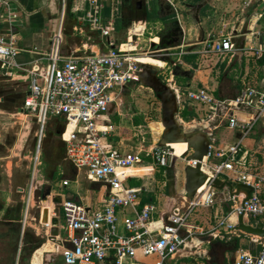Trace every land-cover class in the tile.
Wrapping results in <instances>:
<instances>
[{
	"label": "built area",
	"instance_id": "1",
	"mask_svg": "<svg viewBox=\"0 0 264 264\" xmlns=\"http://www.w3.org/2000/svg\"><path fill=\"white\" fill-rule=\"evenodd\" d=\"M88 4L86 21L93 32L104 39L106 51L83 49L65 54L62 23L52 33L49 48L45 54L31 64H19L16 57L21 51L18 45L14 22L18 19L20 5L16 0H0L7 30L0 33V71L5 75L22 74L27 86L21 112L32 118L37 125L38 146L31 157L32 181L40 169V143L45 128L52 119H61L63 127L58 137L64 145V158L91 183L99 184L104 194L99 202L83 204L79 199L67 197L60 203L59 234L52 242L59 249L63 264H166L195 234L211 233L215 238H236L243 245L236 247L232 264H264V237L245 232L239 228V218L246 227L261 228L264 231V134L253 149H243V141L258 125L264 128V91L245 86L233 98H215L203 88L181 90L172 83L176 96L184 95L189 101L204 106L211 118L219 119L216 127L226 126L238 133L236 141L219 146L209 143L207 156L200 162V168L207 179L192 197L182 190V207L158 212L154 203L140 205L141 188L126 186L125 182L139 176L130 172L144 168L143 150L123 151V141L113 145L114 126L108 117L114 102L121 101L122 90L129 84L139 83L142 64L139 56L157 60L164 57H180L190 54L187 44L175 48H151V36L141 40L146 25L133 26L127 32L126 42L110 39L114 29L117 9L108 18L97 15L102 9L99 0H82ZM175 12L180 28L184 29L174 0H166ZM260 7L259 17L264 16V0H245V5L255 3ZM78 10V9H76ZM76 30V29H75ZM258 37L259 34H253ZM182 36V38H183ZM158 40L160 38L157 36ZM232 37L220 34L211 36L202 44L204 56L237 52ZM154 43V42H153ZM129 44L130 48H122ZM156 44H159L156 43ZM241 53L247 59L256 60L264 56V41L243 46ZM45 65L40 66L39 62ZM14 70V71H12ZM171 75V72H170ZM118 89L119 92L115 93ZM172 149L168 144L155 147L146 155L154 158L156 164L167 171L171 167ZM197 161L186 165L196 166ZM245 186L244 195L227 191L223 199L227 212L220 216L210 231L195 228L190 224L198 208H209L214 204L218 190L215 181ZM68 182L62 181L66 187ZM54 196L51 193L47 198ZM41 206V204H40ZM27 205L23 221L33 220L50 241L51 220L55 217L52 204L49 207L46 224L40 222L41 211L34 217L28 215ZM155 215H161L154 219ZM64 234V236H62ZM252 247V251L251 248ZM252 252H255L252 254ZM154 261L146 263L147 259ZM142 260L144 262H142Z\"/></svg>",
	"mask_w": 264,
	"mask_h": 264
},
{
	"label": "crops",
	"instance_id": "2",
	"mask_svg": "<svg viewBox=\"0 0 264 264\" xmlns=\"http://www.w3.org/2000/svg\"><path fill=\"white\" fill-rule=\"evenodd\" d=\"M123 1L124 0H109V2H106L105 0H99L100 5H102V9L97 12L96 16L99 15L101 19L103 20V18H108L110 16V13L114 12V9H117L118 16L115 19L114 29L116 27V21L122 18L123 23L121 22V28L126 30L125 31L126 35H127V32L130 30V28H132L133 26L144 27V25H146V30H147L148 21L146 20V15L147 13L150 14L149 12L152 10L155 11V14H156L154 15L155 18L159 20L163 21L169 16L173 20L174 19L176 20L175 15H172V13L174 12L173 8L169 4V2H167L166 0H125L124 1L125 5H123ZM138 1H141L143 3L142 10H138L136 8V2ZM202 1H205V5L201 8L199 16H200L201 26L203 27L204 32H205L204 41L207 38H211V36L218 37L220 34H225V35L227 34L232 37L231 34L233 30H235L240 25L239 28L237 29H238V32H241L246 24H247L246 28L249 30V33L243 35L245 36L244 46H246L247 41H252L254 43L258 41H264V16L262 18L258 16L259 13L256 12V8L259 6L256 4V2L250 6H246L244 3L245 0H243V3H242L243 5L240 7L239 13L237 14V16L238 15H241V16L237 20L238 22L236 23V26H234L233 28H228V29L225 28L227 29L226 31H224V29H221L220 32H214L212 29L207 30L205 28V25L209 23V21L207 20L208 18L207 11L210 7L209 0H196L194 3L197 4ZM16 2L20 5V10H21L19 13L18 19L13 23L18 45L21 48L20 53L16 57L17 63L31 64L35 60L39 59L42 54H45L48 51L49 39L52 33L55 32L59 28L60 23H62V28H63L66 11H67V16L68 17L70 16L69 18L71 20L69 24L71 33H78L80 35V39H82L80 40L79 38H77V40H80V41H78V43H75L72 47L69 48L70 53L68 54H73L74 52L78 50L82 51L84 48L93 49L94 51H103V52L106 51V48L104 46V39L98 35L99 33L93 32L90 29L88 22L86 21V15L89 10V7H88V4L84 3L82 0H73L70 8L67 7L66 0H16ZM65 8H66V11H65ZM106 9H108V14L104 15V12ZM126 11H129L130 13L128 16L126 15ZM185 17L187 18V20H191L192 25L190 23H187L186 26H183L182 24L183 29H184V36L182 35L183 38L180 36L179 30L176 28H170L174 31V34L160 35V37L164 39V43H166L168 46H171L172 44L174 45L178 44V46H180L182 44V39L184 40L185 43L194 45V47H190L191 46L190 45L187 48L190 54L183 55L179 58L180 62L182 63L181 65L183 67L182 68L180 67L181 70L177 71L176 75L174 76V67L167 64L164 60H161V61H164L165 66L161 69H157L151 64L150 67H153V68L145 71L147 75H151V76L156 75V73H152L150 71V70H155V69L158 71H162V70L170 71L171 75L169 76V79L165 81H163L162 79L161 80L164 84H166L169 87L172 93H174L172 83H174L181 90H186L188 88H195V89L203 88L207 90V92L215 98L234 97L237 94V92H239V90H241L245 86H252L256 88L257 90L264 91V65H260L258 62V59L256 60L247 59L245 55H243L242 53L240 54L238 51L233 52V53L222 54V57L219 63L221 64L225 62L227 67H230V66L232 67V66H235L236 64H239V67H240L242 63V59L244 60V62H243V68L241 71L239 70V68L234 67V68H231V70L227 71L224 75H221L220 68H219L220 65L219 64L217 65L219 55H212L211 57L204 56L202 54V50L204 48L203 44L195 48L194 41H195V38H197L198 30L195 27V23L193 22L191 17L190 16L188 17L185 16ZM180 20H181V16H180ZM226 23L227 24H224V27L228 26V22ZM7 27L8 26L4 21L3 10L0 8V33H4L7 30ZM83 27H87L91 35H94V36L98 35L101 40H97V41L92 40L90 37H88L86 32L83 35L82 34L84 33ZM187 27H189V30H187ZM158 30H161V28H158ZM168 31L169 29L167 30V32ZM188 31L190 32V35H188ZM256 33L259 34L258 37H255L253 35ZM153 36L155 38L152 39V42L158 43L159 42L157 38L158 34L153 35ZM186 38H189V40L185 41ZM125 46H126L125 48L127 49L130 48V45H125ZM178 46H175V47H178ZM175 47H168V48H175ZM139 57H143V56H139ZM190 57L195 58L194 63H190L187 61L185 62V59H189ZM171 60L173 62L178 63V60L176 58L175 59L172 58ZM210 61H212L211 62L212 64L210 65L213 68L214 67L216 68L215 75H213L214 71L211 70L212 68L210 66L207 67ZM39 65L43 66L45 65V62L40 61ZM178 65H180V63H178ZM261 71H263V73H261ZM19 73L13 74L10 76V75H5L3 71L2 72L0 71V78H4L6 81H11V82L22 81L25 84L24 79L22 78V74H19ZM179 77L185 80V83L187 84L185 88H181L176 84V78H179ZM214 78L217 79L218 81L214 83L213 85H210V83H212L211 81ZM4 92H7V91H4ZM11 97L13 98V95H11ZM175 97H176V102H177L176 107H177V112H178L177 115H175V118L177 119L176 121L178 123V126L180 125L179 120L183 124L190 122V121L193 122V124H195V120L197 118V110H196L197 107H203L207 111V108L189 101L188 98L184 95H181L179 97L175 95ZM0 100H1L0 103H2L3 102L2 98H0ZM111 108L109 110V113L111 112L114 113L119 110V107L118 108L114 107L115 109L113 110ZM185 109H188L194 113L193 119L187 122L184 121L180 117V114ZM195 114H196V117H195ZM209 120L211 121V118ZM211 122L208 123V126L209 124H211ZM28 127L29 126H27V128ZM136 127H139V126L137 125ZM203 127H205V125ZM217 129H219V127H216V125H213V127L210 128L211 131L205 135L207 137V141L209 143H214L215 145L216 143H218L217 145L219 146H225L226 144H222V143L219 144V142H217L218 140L215 137H213L212 131H217ZM191 130L193 132L196 131L197 133H199V130H196L194 127ZM263 134H264L263 126L258 125L253 131V133L250 134L249 137L254 139L257 143L259 139L263 136ZM201 135H204V134H201ZM232 135H233L232 136L233 140H236V138H238L237 132H233ZM110 139L112 140V143H113V140H117V142L118 140H120L119 138L117 139L115 135L111 137ZM117 142L116 144L118 145ZM123 145L125 144L123 143ZM159 146H162V145L156 146L155 144H153V146L149 147V150L147 151L143 150V153H144L143 160L145 161L144 165L146 166L141 169H147L149 170V173L147 175L143 173L141 174L139 171L137 172L138 170L137 168V170H133L131 172L135 174H139V176L133 177L128 181H131L132 179L137 180V178L140 179L139 181L140 185L130 186V187H137V188L142 189V193L140 197V205H142V201L144 198H149V201H147L145 204L154 203L155 194L157 193L163 194V196H165L166 203H165V207L162 208L161 211L167 212V211H170L174 207H182L184 204V201L182 199V196L178 198L166 196L164 189L167 186V170L163 167L158 166L154 158L152 159L150 155H146V152H149L153 148L159 147ZM122 150L123 151H130V150L139 151L142 149L137 148V147L133 148L131 146L125 145L123 146ZM187 150L188 151L183 156H186V155L190 156L192 154L193 152L192 150H189V148ZM189 151L191 152L189 153ZM181 157L178 156L175 159V164H176V161L179 160ZM159 169H161L160 172L163 173V180H157L154 178V176L156 177V175L159 173ZM39 174H40V170H39V173L36 174V176H38ZM60 174H62V176L65 177L64 173H60ZM79 175L81 174L76 172V170L73 168V174L67 175L66 178H64L63 180H66L68 182L70 178H74L75 179L74 181L78 183V178H80ZM146 176L149 182H146L147 181L145 180ZM219 182L220 183L217 184L218 194L222 193L223 195L225 194L224 191L233 190L234 194H240L242 196L246 192L245 189L237 187L240 184H237V186L235 187V184L228 185V184H225L221 180H219ZM92 184H94V186L98 188L101 187V185L99 184H95V183H92ZM221 185H224V186L221 187ZM33 186L36 187L34 183H33ZM66 186H68V184ZM31 190L33 191L34 188H31ZM52 193L54 194L55 192L52 191ZM60 196L62 197V195ZM75 196L76 197L66 196V198L73 197V198L79 199L85 205H91L97 202V201H92L91 198H89L87 195L85 197L86 200H84L83 198H80L77 195ZM62 199H65V198L62 197ZM5 210L3 213H7L9 211L8 208H6ZM227 210H228L227 205L224 203L222 199L218 202L215 199L214 204L211 207L198 208L195 211V216L190 220V224L195 225V228L197 227V228H202L205 231H210L215 226L216 220L220 216L224 215L227 212ZM160 217L161 215H155L154 219H158ZM3 219L4 220H2L0 223V264H7V252L12 247L14 251V262L12 260V264H15V259L17 255V246H18V242L20 239V228L19 227L14 228L15 227L14 223H18V224L20 223L21 225L22 219H17V216H15L14 214H12L11 216L9 215L7 216V218L5 217ZM13 231L15 232V237H16V234L18 235V241L14 242L12 246H9L8 234L9 233L13 234ZM234 241L237 242L236 244V247H237L239 243L236 238H228L227 236H225L223 239H221V238L213 237L211 233L205 234V235H199L196 233L195 236H193L190 240H188L184 244V246L180 248V250L176 253L174 258L168 260L166 264H232L233 259L235 257V253H236V248H233V246L231 245ZM250 248L252 251L253 250L252 247ZM218 249L220 250V253H221L220 259H217L218 257L216 256L217 255L216 250ZM39 250L41 251L43 250L42 255H41L42 257H40L41 260L39 259V263H38V264H42L43 256L46 253L53 252L55 249L53 250V246L50 243L42 244L40 248L34 251L29 264H32L33 256H35L34 254H36ZM19 255H20V252H18V258H17L16 264H18ZM154 260H155V257H151L147 259L146 263H150L151 261H154Z\"/></svg>",
	"mask_w": 264,
	"mask_h": 264
},
{
	"label": "rangeland",
	"instance_id": "3",
	"mask_svg": "<svg viewBox=\"0 0 264 264\" xmlns=\"http://www.w3.org/2000/svg\"><path fill=\"white\" fill-rule=\"evenodd\" d=\"M105 1L109 2V0ZM174 1L179 10V14L181 15V22L183 26H186L187 23L191 24V20H187L185 17L184 11H186V9L183 8L182 3L185 2L188 4H195L194 2L196 0ZM242 3L243 0H209L210 7L207 11V20L209 23L205 25V28L207 30L212 29L214 32H220L221 29L226 31L228 28L236 26V23L238 22L237 20L241 16H237V14L239 13L240 7L243 5ZM260 11V7H257L256 12L260 13ZM149 13L152 17L148 20V29L141 38V40L145 42L149 36L156 35L160 32L158 28H162L163 23L162 20L155 18L153 15L155 14L154 10ZM69 17L67 16L66 11L64 25L62 28L65 42L63 52L65 54L70 53L69 48L75 43H78V41L82 40L80 39V35L78 33H71L69 25L71 20ZM226 22H228L229 27H224V24H227ZM83 29V35L86 32L88 37L92 40H101L98 35H91L87 27H83ZM125 31L126 30L122 29L121 26H116L110 34V39L116 42V45L118 43L126 42ZM77 38L80 40H77ZM188 40L189 38H186L185 41ZM253 43L254 42L252 41H247L246 46H251ZM125 45L122 46L123 49L126 47ZM211 56L212 55H209L208 57ZM175 58L176 57H173V59ZM159 62L157 64L162 65L163 61L160 60ZM211 62L212 61L208 63L207 67L210 66L212 68L211 70L214 71L213 75H215L216 68H213L210 65L212 64ZM179 66L181 68L183 67L181 64ZM150 71L152 73H156V76L163 81L169 79L170 71L168 70L158 71L155 69ZM261 73H263V71H261ZM217 81L218 80L214 78L210 85H213ZM176 84L181 88H185L187 85L185 80L180 77L176 78ZM0 90L12 92L14 94L13 98H18L17 103L13 105L3 103L0 108V223L4 220L3 218H7V216H11L12 214L17 216V219H22L23 221L22 216L25 214L28 203V215H32L34 217L37 213H40L42 194L49 188L55 193L62 195L63 198H66V196L76 197L75 195H77L86 200L85 197L87 195L92 201L99 202L101 196L104 194V189L102 186L98 188L94 186V184L86 181L82 175H79L80 178H78V183L74 181V178H70L68 186L64 187L62 185V180L66 178L67 175L73 174V168L65 160L64 154L61 153L62 149H64V145L56 133L53 120H50L46 126L44 137L40 143V174L36 176L37 179L34 182L36 187L33 186L34 190L31 195L29 194V186L32 181L31 157L35 155V151L38 146V136L36 135L37 125L34 120L21 112L22 100L27 91V86L26 83L24 84L22 81L11 82L6 81L4 78H0ZM117 92H119L118 89L115 90V93ZM120 99V102L118 100L114 102L115 106L119 105V110L108 114L111 124L114 126L113 134L116 138L122 140L126 146L141 148L145 151L149 150V147L153 146V144L156 146L162 145L161 135L165 132V128L161 123V104L154 92L140 83L129 84L124 88V90H122ZM111 109L113 110L115 108L112 107ZM196 110L197 118L195 120V124L191 121L183 124L179 120V126L181 129L186 128L191 130L194 127L196 130H199V133L195 134L206 135L211 131L210 128H212L213 125L218 126L220 124L219 119L216 118L213 120L210 113L203 107H197ZM210 118L212 122L209 120ZM135 121L139 122V127H136ZM209 122H211V124L208 126ZM202 125H205V127ZM27 126L29 127L27 128ZM212 133L213 137L218 140L217 142H219V144L222 143L229 145L236 141L232 138L233 132L227 129L226 126H221L217 129V131H212ZM183 139L187 140L186 138ZM116 141L117 140H113V145ZM255 143L256 141L254 139L247 137L243 141L242 147L243 149L250 150L254 148ZM217 144L218 143H216V145ZM190 152L191 151H189V153ZM183 155L184 154L181 155L182 157L179 156L181 158L177 160L176 164L174 163L175 165L171 166L167 171V186L164 189L166 196L174 198L182 196V190L184 189L185 183L184 168L189 156ZM142 156H144V153H142ZM138 171L145 175L149 173V170L147 169H138L137 172ZM160 171L161 169H159V173L156 177L154 176L157 180H163V173ZM60 173H64L65 177H63ZM145 180H147L146 182H149L147 176L145 177ZM139 181L140 179L138 178L137 180L132 179L131 181L125 182V185L138 186L140 185ZM236 186L237 184H235V187ZM224 192L225 194L223 195L222 193L217 195V202L226 198L227 191ZM165 203L166 199L163 194H155L154 204L157 206L158 212L165 207ZM6 208H8L9 211L7 213H3ZM194 216L195 214L192 215V218ZM14 226V228H20V239L17 246L15 264L17 263L18 252H20V249L22 248L24 238L25 240L28 238L29 241L31 240L35 243L39 240H44V243H50L53 246V250H55L53 252L46 253L43 256L42 264L62 263L59 250L54 247L51 241H47V239L43 236L42 229L39 225L34 224L33 220L27 219V221L21 225L20 223H14ZM62 236H64V234H62ZM243 244L244 241L240 240L239 245ZM216 254L218 257L217 259H220L221 253L219 249L216 250ZM142 262L144 261L142 260Z\"/></svg>",
	"mask_w": 264,
	"mask_h": 264
},
{
	"label": "water",
	"instance_id": "4",
	"mask_svg": "<svg viewBox=\"0 0 264 264\" xmlns=\"http://www.w3.org/2000/svg\"><path fill=\"white\" fill-rule=\"evenodd\" d=\"M125 1V0H124ZM123 1V5L124 4ZM183 8L186 9L184 11L185 16H190L193 22L195 23V27L197 28V38H195V48L200 46L205 39V32L203 27L201 26L200 22V10L205 5V1H202L197 4H188L183 2L182 3ZM136 8L138 10L143 9V3L141 1L136 2ZM179 14V10H178ZM172 15H175V12L172 13ZM180 15V14H179ZM181 16V15H180ZM171 18V17H170ZM247 24L244 26L243 30L241 32H238V27L233 30L232 32V39L231 42L233 44V48L235 50H238V52L241 54V49L244 46L245 43V34L249 33V30L246 28ZM169 28H176L179 30L180 36L183 35V30L179 26V22L177 20L168 19L167 21L162 23V28L159 30L158 37L160 38L159 44L151 43V48L159 47L161 49H166L168 47H175L178 46L172 44L171 46H168L166 43H164V39L160 37V35H169L170 33L167 32ZM187 30H189V27H187ZM188 35H190V32L188 31ZM242 35V36H241ZM190 47H194V45H191ZM163 60L174 67V76L176 75L177 71H180L181 68L178 65L177 62H173L170 58L164 57ZM142 66V71L139 75V83L144 85L145 87L151 89L161 104V123L163 124L165 128V132L161 135V144L164 146L165 144L173 143L179 139H182L180 130L178 125L176 124V118L175 115H177V103H176V97L174 93L171 92V90L168 88L166 84H164L161 79H159L156 75H147L145 73L146 70L152 69L153 67L150 66ZM187 143L189 146V150H192V154L188 156V161H197L196 166L186 165L184 168V177H185V183H184V190L188 197H192L195 193V191L200 188L202 185H204L207 176L205 173L202 172L200 168V162L203 160L205 156H207V150L209 147V142L207 141V137L205 135H194L187 139ZM219 181H215L214 184L217 187V184H219ZM224 185H221L223 187ZM238 188L247 189L243 185H238ZM52 193V190L49 188L47 191H45L42 194V211L40 222L42 224H46L48 220V213H49V207L50 204H52V212L55 214V217L51 220L52 229L50 232V241L55 242L56 237L59 234L58 230V223L60 218V203H61V196L58 193H54V196L51 198H47ZM237 228L251 233L255 235H259L261 237H264V231L261 230V228H251L246 227L242 223V218H239ZM237 242L234 241L231 245L233 248H236ZM34 253V252H33ZM32 253V255H33ZM255 252H252L254 254ZM29 259V262L31 260V257Z\"/></svg>",
	"mask_w": 264,
	"mask_h": 264
},
{
	"label": "trees",
	"instance_id": "5",
	"mask_svg": "<svg viewBox=\"0 0 264 264\" xmlns=\"http://www.w3.org/2000/svg\"><path fill=\"white\" fill-rule=\"evenodd\" d=\"M67 1V7L70 8L71 6V3L73 0H66ZM108 14V9L105 10L104 12V15H107ZM153 15H156V14H153ZM149 19H151V14H148L146 15V20L148 21ZM168 19H171L170 16L167 17L165 20H163V22L167 21ZM121 22L123 23V20L122 18L118 19L116 21V26H121ZM158 48V47H157ZM222 57V54H220L218 56V61H217V65L219 64V68H220V72H221V75H224L227 71L231 70V68H239V70L241 71L242 68H243V62L244 60L242 59V63L239 67V64H236L235 66H230V67H227L226 66V63H219L220 62V59ZM194 57H190L189 59H185V62H190V63H194ZM258 62L260 65H264V56H260L258 58ZM240 91V90H239ZM239 93V92H237ZM11 95H14L12 92H4L2 90H0V98H2V103H0V108L2 107L3 103H9V105H13L15 103H17V99L16 98H12ZM236 96V95H235ZM234 96V97H235ZM230 98H233V97H230ZM23 101V100H22ZM180 117L184 120V121H189V120H192L193 117H194V113L188 109H185L181 114H180ZM195 117H196V114H195ZM53 120V124L55 126V129H56V133L59 134L61 132V129L63 127V124L62 123V120L61 119H52ZM135 125H139V122H136L135 121ZM64 154V149H62V152ZM228 185H230V183H227ZM147 201H149V198H144L143 201H142V205L145 204ZM44 244V240H39L37 243L33 242V241H29L28 238L25 240L24 238V242H23V245H22V248H21V251H20V255H19V260H18V264H29V259H30V256L32 255V253L37 250L38 248L41 247V245Z\"/></svg>",
	"mask_w": 264,
	"mask_h": 264
},
{
	"label": "bare ground",
	"instance_id": "6",
	"mask_svg": "<svg viewBox=\"0 0 264 264\" xmlns=\"http://www.w3.org/2000/svg\"><path fill=\"white\" fill-rule=\"evenodd\" d=\"M159 61L160 60H156L154 58H150L149 56L138 57V62H140L141 64H143L145 66H150L152 64L155 68L161 69V68H163L165 66V63L163 61L162 65H158L157 63ZM176 124L178 125L177 121H176ZM179 130H180V128H179ZM180 131H181L180 133H181L182 139H179V140H177V141H175L173 143H169L168 144L170 146V148L172 149V151H173V153H172L173 157H172L171 166L174 165L175 159L178 156H181V154H185L187 149L189 148L188 143L186 142L187 140H184L183 137L184 138H190V137H192V135L194 136V135H196L195 133H197L196 131L193 132L192 130H188L186 128H183ZM131 171H133V170H130V172ZM42 251L39 250L36 254H34L35 256H33L32 264H38L39 263V259H40V257H42L41 256L42 255Z\"/></svg>",
	"mask_w": 264,
	"mask_h": 264
},
{
	"label": "flooded vegetation",
	"instance_id": "7",
	"mask_svg": "<svg viewBox=\"0 0 264 264\" xmlns=\"http://www.w3.org/2000/svg\"><path fill=\"white\" fill-rule=\"evenodd\" d=\"M130 13L129 11H126V15L128 16ZM170 34H174V31L172 29L169 28V31H168ZM176 36V35H174ZM18 241V235L16 234V237H15V232L13 231V234L12 233H9L8 234V244L9 246H12L14 244V242ZM12 260L14 262V251H13V247L10 248L7 252V264H12Z\"/></svg>",
	"mask_w": 264,
	"mask_h": 264
}]
</instances>
